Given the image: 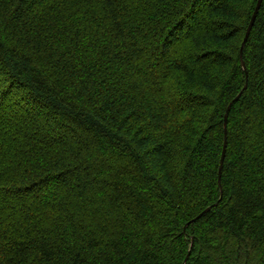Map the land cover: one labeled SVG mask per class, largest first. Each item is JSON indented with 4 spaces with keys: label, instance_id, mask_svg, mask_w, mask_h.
<instances>
[{
    "label": "trees",
    "instance_id": "trees-1",
    "mask_svg": "<svg viewBox=\"0 0 264 264\" xmlns=\"http://www.w3.org/2000/svg\"><path fill=\"white\" fill-rule=\"evenodd\" d=\"M257 1L0 0V264H264Z\"/></svg>",
    "mask_w": 264,
    "mask_h": 264
},
{
    "label": "water",
    "instance_id": "water-1",
    "mask_svg": "<svg viewBox=\"0 0 264 264\" xmlns=\"http://www.w3.org/2000/svg\"><path fill=\"white\" fill-rule=\"evenodd\" d=\"M261 1H262V0H258V1H257V4H256V6H255V9H254V13H253V16H252L251 22H250V24H249L248 27H247V31H246V35H245L244 41L246 40V36H247V34H248L249 30H250V27H251V25H252V22H253V20H254V17H255V15H256V13H257L259 7H260ZM244 41H243V42H244ZM242 66H243V68L245 67L243 62H242ZM241 92H242V91H241ZM241 92L236 96V98H235L234 100H236V99L239 98ZM226 117H227V115L225 116V118H226ZM224 145H225V143H224Z\"/></svg>",
    "mask_w": 264,
    "mask_h": 264
}]
</instances>
